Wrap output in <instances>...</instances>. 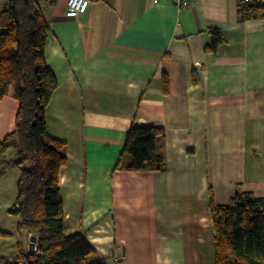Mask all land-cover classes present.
<instances>
[{
  "label": "crops",
  "instance_id": "obj_1",
  "mask_svg": "<svg viewBox=\"0 0 264 264\" xmlns=\"http://www.w3.org/2000/svg\"><path fill=\"white\" fill-rule=\"evenodd\" d=\"M89 1L69 18L68 0H38L58 80L48 133L69 158L65 233L82 234L96 263L216 264L210 196L220 206L239 190L264 199V9L241 20L238 0H190L183 12L173 0ZM211 29L224 37L216 52ZM20 107L0 101V145ZM134 126L165 129L162 171H115ZM19 180L15 168L0 180V232L10 234L0 264L29 249L10 214Z\"/></svg>",
  "mask_w": 264,
  "mask_h": 264
},
{
  "label": "trees",
  "instance_id": "obj_2",
  "mask_svg": "<svg viewBox=\"0 0 264 264\" xmlns=\"http://www.w3.org/2000/svg\"><path fill=\"white\" fill-rule=\"evenodd\" d=\"M0 12V101L12 97L21 104L16 129L0 145V180L8 170L20 172L18 197L10 214L18 218L38 244L36 254L1 258L2 264H105L95 262V250L82 235L67 236L60 175L68 165L67 145L48 133L47 110L58 80L46 60L51 28L38 0H10ZM264 6L240 5L241 20ZM210 52L224 42L211 29ZM160 127H132L116 172H159L165 157ZM14 153L9 157L10 152ZM216 241V264H264V199L239 190L227 206L210 196ZM9 237V233L0 232Z\"/></svg>",
  "mask_w": 264,
  "mask_h": 264
},
{
  "label": "built area",
  "instance_id": "obj_3",
  "mask_svg": "<svg viewBox=\"0 0 264 264\" xmlns=\"http://www.w3.org/2000/svg\"><path fill=\"white\" fill-rule=\"evenodd\" d=\"M9 1L10 0H0V4H6ZM173 2L180 12H183L190 7V0H173ZM238 2L240 5L244 6H264V0H238ZM89 5V0H68V10L66 15L69 18H77L88 10ZM28 245L30 253L36 254L38 251V244L32 235L29 236Z\"/></svg>",
  "mask_w": 264,
  "mask_h": 264
},
{
  "label": "rangeland",
  "instance_id": "obj_4",
  "mask_svg": "<svg viewBox=\"0 0 264 264\" xmlns=\"http://www.w3.org/2000/svg\"><path fill=\"white\" fill-rule=\"evenodd\" d=\"M4 8H6L5 6H0V9H4ZM14 156V153L11 151L10 153H9V157H13ZM13 217H15V216H13ZM17 218V217H16ZM15 219V218H14ZM18 219V218H17ZM2 220V214H1V212H0V221ZM1 222H3V221H1ZM28 242H29V239H28Z\"/></svg>",
  "mask_w": 264,
  "mask_h": 264
}]
</instances>
